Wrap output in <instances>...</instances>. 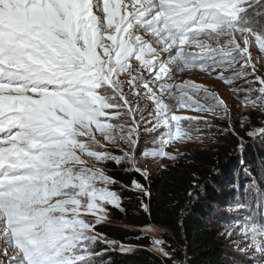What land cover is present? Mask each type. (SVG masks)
<instances>
[{
    "label": "snow or ice",
    "instance_id": "snow-or-ice-1",
    "mask_svg": "<svg viewBox=\"0 0 264 264\" xmlns=\"http://www.w3.org/2000/svg\"><path fill=\"white\" fill-rule=\"evenodd\" d=\"M262 67L264 0H0V264H111L109 249L135 251L96 231L107 206L125 211L104 165L146 175L141 131L160 142L141 155L176 161L164 146L202 119L178 109L227 117L234 132L223 99L174 77L198 68L228 86L243 79L233 93L264 111ZM131 184L150 212L149 190ZM239 228L259 251L264 223L249 216ZM142 232L171 260L159 229Z\"/></svg>",
    "mask_w": 264,
    "mask_h": 264
},
{
    "label": "trees",
    "instance_id": "trees-1",
    "mask_svg": "<svg viewBox=\"0 0 264 264\" xmlns=\"http://www.w3.org/2000/svg\"><path fill=\"white\" fill-rule=\"evenodd\" d=\"M243 145L244 151L237 155ZM256 147L245 137L227 135L216 152H196L190 160L166 165L154 178L140 175L126 165L107 163L108 174L119 182L111 188L121 195L125 209L121 212L107 206V211L115 222L123 224L102 222L96 231L126 246H135L136 250L121 253L109 249L103 259L111 264H231L215 225H219L231 198L230 183L238 171L237 178L250 174L252 180L258 181L259 189L264 190L257 170L264 169V150ZM132 180L139 181L151 193L150 198L143 197L150 212L140 207L141 196L132 188ZM147 226L169 232L163 239L167 250L173 253L171 260L152 253L148 238L138 240L140 233L131 229ZM103 247L98 245L96 250Z\"/></svg>",
    "mask_w": 264,
    "mask_h": 264
},
{
    "label": "rangeland",
    "instance_id": "rangeland-1",
    "mask_svg": "<svg viewBox=\"0 0 264 264\" xmlns=\"http://www.w3.org/2000/svg\"><path fill=\"white\" fill-rule=\"evenodd\" d=\"M184 48L186 51L192 53L200 51L194 46L189 47L188 45H185ZM250 51L254 57L262 55L259 53L258 47H252L250 48ZM260 71L264 72V67L260 68ZM217 74L218 73L209 74L201 72L198 68H196L185 70L184 72H178L176 73L174 79L176 82L191 80L199 83L207 88L210 92L216 93L220 99H223L229 109V112L233 114L234 118L231 123L234 132L224 131L229 127V120L227 117L221 119L220 117L207 111L201 112L187 108L178 109L176 110L177 115L198 117L202 119L199 123H193L192 130L190 132V138L184 137L181 140L173 141L164 146V151L177 156L176 161H171L166 157L156 158L141 155V153L145 151L150 152L153 150H158L160 147L159 139H157L155 144L152 140V136H156L157 134H146L141 131V139L137 149V166L146 173L144 176L153 178L157 177L164 171L165 168L161 167L160 165L166 166L174 162L190 160L192 155L196 152H216L218 148L224 143L227 135L235 136L237 139L245 137L249 139V142L252 146H257L256 148L260 146L261 149L264 150V137H260L259 135L250 137L248 135L249 132L264 127V111H261L258 108L253 109L242 105L241 101L244 94L240 93L239 95H236L233 93V88L245 86V81L243 79L236 80L233 85L228 86L216 78ZM125 90H128L127 85L125 86ZM147 103L149 107H151V101H148ZM140 106L143 107V104ZM244 117H247V123L243 122ZM160 131L164 132L166 129H161ZM97 136H99L98 133ZM106 146L111 147L110 145ZM244 149L245 145L241 146L236 154L241 155ZM116 154H119V152L117 151ZM89 163L91 164L95 162L90 160ZM239 165L244 170V166H242L241 163H239ZM129 169L133 170L131 167H129ZM257 170H259L258 173L260 175V183L262 182L264 187V169L260 167ZM239 174V171L238 174H234L235 178L233 182L230 183L231 198L227 201L226 207L223 209L224 213L221 216L219 225L215 226L218 227L220 239L224 244V247L227 249L231 264H264V243L259 245L260 250L258 251L256 247L251 246L250 238L242 235V232L239 228V225L245 222V219L249 216L254 217L261 223H264V190L259 189L258 181L252 180L250 174H246L244 178H237ZM86 218L91 219V217ZM104 222L121 225L123 224L122 222H115L109 213L107 219ZM149 227L159 229L158 238L162 239L163 241L164 234H169L167 230L156 226L131 229L143 236L144 233L142 232V229ZM230 232L231 235H229ZM146 237L150 242V237ZM149 250L156 254L152 251L150 246ZM116 251L119 250L117 249Z\"/></svg>",
    "mask_w": 264,
    "mask_h": 264
}]
</instances>
